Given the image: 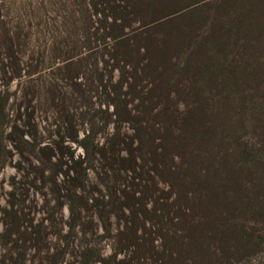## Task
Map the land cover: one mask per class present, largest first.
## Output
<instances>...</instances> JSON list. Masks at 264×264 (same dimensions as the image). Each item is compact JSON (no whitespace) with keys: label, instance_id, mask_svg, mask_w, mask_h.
<instances>
[{"label":"trees","instance_id":"16d2710c","mask_svg":"<svg viewBox=\"0 0 264 264\" xmlns=\"http://www.w3.org/2000/svg\"><path fill=\"white\" fill-rule=\"evenodd\" d=\"M112 11L120 77L104 112L118 127L100 147L94 133L74 137L80 167L99 152L107 195L75 194L69 219L73 232L95 225L83 222L91 207L106 235L112 217L119 228L109 256L85 247L77 263L252 264L264 253V0H122ZM159 183L163 200L150 197ZM63 257L57 250L48 264Z\"/></svg>","mask_w":264,"mask_h":264},{"label":"rangeland","instance_id":"374dc122","mask_svg":"<svg viewBox=\"0 0 264 264\" xmlns=\"http://www.w3.org/2000/svg\"><path fill=\"white\" fill-rule=\"evenodd\" d=\"M121 2L0 0V264H21L24 247L25 264H48L60 249H65L62 264H78L85 247H96L104 257L115 249V217L106 235L98 210L90 207L83 222L91 215L95 225L77 224L73 232L69 203L75 194L88 201L107 195L108 169L99 152L95 149L80 167L76 161L85 160L86 152L74 137L94 133L100 147L118 127L104 109L120 77L112 65L116 50L110 35L112 7ZM136 28L138 22L125 32L133 34ZM120 129L130 132L124 123ZM43 147L51 148L49 158ZM157 188H151L150 197L165 199L160 191L166 185ZM11 209L15 216L7 212ZM37 224L35 236L31 230ZM259 228L264 231V224ZM7 229L14 231L9 240L2 236ZM18 229L31 234L24 239ZM261 258L264 253L250 262Z\"/></svg>","mask_w":264,"mask_h":264}]
</instances>
